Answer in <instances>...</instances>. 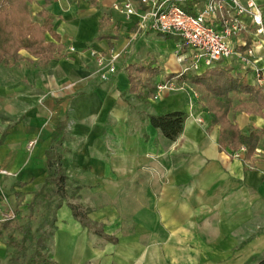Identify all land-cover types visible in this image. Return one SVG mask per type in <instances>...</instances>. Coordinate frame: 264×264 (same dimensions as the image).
<instances>
[{"label": "crops", "instance_id": "crops-1", "mask_svg": "<svg viewBox=\"0 0 264 264\" xmlns=\"http://www.w3.org/2000/svg\"><path fill=\"white\" fill-rule=\"evenodd\" d=\"M118 1L53 0L65 56L46 68L0 65V215L15 211L20 220L27 209L29 220L31 203L47 214V205L61 203L47 240L56 264H209L260 254L264 138L252 157L236 158L220 149V127L189 83L154 99L156 86L184 67L179 40L152 31L134 37L137 18L114 10ZM44 4L35 0L34 12ZM112 50L121 56L103 81L93 51ZM150 61L157 74L133 91L128 66ZM247 72L244 78L257 83ZM171 112L186 114L174 141L149 121ZM228 117L241 129L264 130V111L231 110ZM61 125L62 140L55 138ZM49 154L65 177L64 194L57 174L50 176ZM15 251L0 234V264H21L12 260Z\"/></svg>", "mask_w": 264, "mask_h": 264}, {"label": "trees", "instance_id": "trees-1", "mask_svg": "<svg viewBox=\"0 0 264 264\" xmlns=\"http://www.w3.org/2000/svg\"><path fill=\"white\" fill-rule=\"evenodd\" d=\"M138 1L140 8H145L142 0ZM34 2L35 0H0V65L12 68L27 61L35 67L46 68L53 60L65 56V47L61 43L60 35L55 31L54 16L49 10L53 0H45L43 8L36 13L33 10ZM48 35H52L54 40H48ZM23 52H26L28 56ZM157 71L158 68L151 61L146 64H130L128 74L132 90L137 91L145 86L149 76L157 74ZM177 75H171L170 78ZM179 81L192 85L193 90L199 93L204 108L209 112L212 124L220 127L221 150H230L235 153L244 146L247 158L256 153L264 138V130L253 126L241 129L228 115L231 110L236 113L247 112L261 115L264 111V85L249 83L238 68L224 62L202 73L188 71L179 77ZM235 101H238L237 105H234ZM149 121L166 138L174 141L184 129L186 114L184 112L153 114L149 116ZM64 128L65 125L58 127L55 138L62 140ZM49 156L50 176L53 173L57 174L59 181L57 191L64 194L66 191L65 177L60 170L53 169L56 157H51V154ZM49 180L48 177V182ZM47 206L54 216L61 203ZM37 207V201L28 206L30 216ZM72 208L75 216L84 220L81 207L72 205ZM53 216L50 220L51 229L56 220ZM48 221L49 219L46 218L35 234L30 219L24 222L21 219L0 222V234H6L7 242L16 248L12 257L14 262L20 261V258L25 256L26 243L32 241L35 248L26 264H56L47 244L52 233L51 230L50 234H47L45 229ZM252 261H254L253 264H264V256L259 258L253 256Z\"/></svg>", "mask_w": 264, "mask_h": 264}, {"label": "built area", "instance_id": "built-area-1", "mask_svg": "<svg viewBox=\"0 0 264 264\" xmlns=\"http://www.w3.org/2000/svg\"><path fill=\"white\" fill-rule=\"evenodd\" d=\"M138 8L131 0L118 1L112 8L130 20L137 18V33L152 31L179 40L177 60L184 67L175 77L156 86L154 99L164 91L185 90L179 77L188 71L202 73L219 63L251 71L257 83H264V0H143ZM168 4V8L164 6ZM185 48V50H183ZM74 50V49H73ZM103 81L116 73L120 52L93 51ZM195 92V91H194ZM195 95L198 94L195 92ZM37 139L28 143L31 151ZM246 147L234 153L242 158ZM17 218L15 211L1 213L0 222Z\"/></svg>", "mask_w": 264, "mask_h": 264}, {"label": "rangeland", "instance_id": "rangeland-1", "mask_svg": "<svg viewBox=\"0 0 264 264\" xmlns=\"http://www.w3.org/2000/svg\"><path fill=\"white\" fill-rule=\"evenodd\" d=\"M132 2L136 5V7H138V8L140 7V2L138 0H132ZM142 3H144L143 0H142ZM167 8H168V4H166L164 6V9H167ZM247 73L248 72L245 71V74H247ZM263 85H264V83H263ZM189 87L193 89L192 85H190ZM197 94H198V97L200 98L199 93H197ZM26 213H28L27 209L24 210L23 212H21V215H20L21 218L20 219H22L23 222L24 221H28V219H25ZM51 215H52L51 212L47 214V210L44 207H40L39 206L38 208H36L34 210L33 214L31 215L32 218L30 219V223L32 225L34 234L37 233L36 231L41 226L44 218L47 217L48 219H50ZM23 216H24V218H23ZM262 228H263L262 230H264V227H262ZM45 229L47 230V234H50V232L52 230L51 229L50 220L45 225ZM26 245H27V250L25 252V256L20 258L21 264H25L26 263L27 259L33 253L34 248H35L34 242H32V241H28L26 243ZM249 255H250L249 253L248 254L245 253L243 255H239L238 257H236L233 260L227 261L228 258L227 259H220L218 262H212V263H209V264H232L233 261H235L238 264H253V262H254V261H252V257L253 256H249ZM262 256H264V251L260 252V254H258V255H255V257H258V258L262 257Z\"/></svg>", "mask_w": 264, "mask_h": 264}]
</instances>
